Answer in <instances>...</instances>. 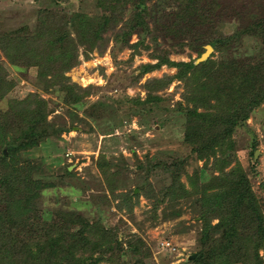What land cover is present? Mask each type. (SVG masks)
<instances>
[{
    "label": "rangeland",
    "instance_id": "rangeland-1",
    "mask_svg": "<svg viewBox=\"0 0 264 264\" xmlns=\"http://www.w3.org/2000/svg\"><path fill=\"white\" fill-rule=\"evenodd\" d=\"M48 1L52 0H0V67L8 74L7 82L13 83L0 99V151L12 162V170L20 171L25 166L23 158L32 166L40 163L38 176L42 179V188L25 196L27 209L11 213L15 234L32 237L37 222L34 216L43 219L60 212H75L101 224L118 242L135 245L141 240L143 246L128 243L124 261L194 264L200 232L196 209L188 201L174 208L164 202L156 214L151 213L141 187L146 179L157 190L163 170L158 167L156 173L145 172L142 176L136 164L152 160L170 165L185 159L181 170L187 175L199 170L202 181L210 176L208 169L201 168L203 160L197 159L185 141L184 109H192L189 102L193 93L181 78L189 76L190 64H198L213 38L239 36L231 51L223 53L212 48L208 58L214 61L227 62L236 55L239 61L258 55L257 42L263 39L258 21L264 0H142L141 5L139 0H124L123 8L115 14L118 26L108 20V12L98 48L89 59L81 57L80 63L65 73L71 83L89 93L75 105H65L63 95L42 90L36 79L37 69L10 65L1 49V41L13 30L26 26L34 32L37 11L49 7ZM57 1L52 2V7L58 10H74L97 18L103 13L98 0ZM183 1L195 8L184 10L180 3ZM129 25L136 26L135 31ZM199 45L204 48L201 55L196 52ZM167 79L170 81L165 87L156 88L158 82ZM30 93L48 100L47 131L51 132L52 126L61 132L28 151L22 159L11 158V146L3 139L10 140L19 132L13 125L7 128L6 111L14 100H22ZM13 123L18 124L15 120ZM233 140L234 155L250 179L264 216V103L252 112L246 125L234 131ZM34 160L37 163H32ZM99 162L111 164L106 177L97 167ZM1 169L0 173L5 172L6 167ZM185 175H181L184 184ZM105 181L116 197L109 194ZM2 193L0 190V207L4 210L9 200ZM103 196L109 198L108 202Z\"/></svg>",
    "mask_w": 264,
    "mask_h": 264
},
{
    "label": "trees",
    "instance_id": "trees-1",
    "mask_svg": "<svg viewBox=\"0 0 264 264\" xmlns=\"http://www.w3.org/2000/svg\"><path fill=\"white\" fill-rule=\"evenodd\" d=\"M53 1L54 4L58 2L48 1L49 7L37 11L33 33L26 26L17 28L1 41V49L10 65L36 68V79L42 90L63 95L65 105H75L89 93L71 83L65 73L77 66L81 57L89 59L98 48L99 33L106 29L108 12V20L118 26L115 14L125 3L124 0H98L103 13L97 18L74 10L55 9ZM137 3L141 5L142 0ZM180 3L184 10L195 8L189 1ZM258 24L263 39L257 42L258 55L254 58L242 57L238 61L236 55L222 62L209 57L197 65L191 63L189 76L181 78L193 93L189 102L192 109L188 106L184 109L187 116L185 141L197 159L203 160L201 168L208 169L210 176L202 181L199 170L187 175L181 170L185 159L175 160L170 165L152 160L136 164L142 176L145 172L148 175L156 173V169L163 170L157 190L144 176L141 191L150 202L151 213L156 214L164 202L174 208L188 201L196 209L200 232L194 264H264V216L250 179L234 155L236 145L233 140L234 131L246 125L252 112L264 103V46L261 44L264 43V11L260 12ZM129 26L135 31L136 26ZM131 31L126 35L129 36ZM237 38L238 35L223 36L210 39L207 44L215 51L226 53L233 50ZM196 52L201 55L203 45H199ZM4 70L0 67V99L13 86L12 82H7L8 74ZM169 81L158 82L156 88L165 87ZM48 104V100L39 94L30 93L22 100H14L11 109L6 111V120L10 124L7 128L13 125L19 132L10 140L3 139L11 146V158L22 159L28 151L49 141L51 136L59 135L61 129L53 130L52 126L51 132L46 129ZM198 109L202 111L198 112ZM14 120L20 124L15 125ZM23 161L22 172L12 170V162L0 151V167H6L5 172L0 173V190L9 200L4 210L0 207V264H145L122 260L129 251L128 243L143 246L141 240L135 245L129 241L118 242L117 237L101 224L90 222L75 212H60L43 219L34 216L37 222L32 237L28 239L15 234L11 213L15 209L25 211V196L42 188V179L38 176L40 163L34 160L32 163L37 164L32 166L24 158ZM110 165L99 162L97 167L106 177ZM181 175L186 176L185 184ZM105 184L109 194L116 197L110 183L105 181ZM103 198L108 202L107 196ZM214 220L216 224L212 223ZM103 243L105 246L101 247Z\"/></svg>",
    "mask_w": 264,
    "mask_h": 264
},
{
    "label": "water",
    "instance_id": "water-1",
    "mask_svg": "<svg viewBox=\"0 0 264 264\" xmlns=\"http://www.w3.org/2000/svg\"><path fill=\"white\" fill-rule=\"evenodd\" d=\"M212 50H213L212 47L210 45H207L205 47V52L201 55V57L199 58V60L197 61V63L204 62L205 60H207V58H208V56H209V54H210V52ZM257 154H258V152H255V154H254L255 158H256Z\"/></svg>",
    "mask_w": 264,
    "mask_h": 264
}]
</instances>
